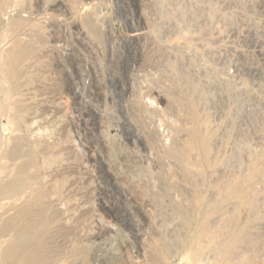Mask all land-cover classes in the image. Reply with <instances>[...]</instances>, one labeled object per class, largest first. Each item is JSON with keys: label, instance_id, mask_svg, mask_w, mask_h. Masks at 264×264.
Wrapping results in <instances>:
<instances>
[{"label": "rangeland", "instance_id": "374dc122", "mask_svg": "<svg viewBox=\"0 0 264 264\" xmlns=\"http://www.w3.org/2000/svg\"><path fill=\"white\" fill-rule=\"evenodd\" d=\"M0 76V182L6 149L35 156L42 264H264V0H0ZM149 128L155 163L136 152ZM192 129L209 137L198 175L163 151Z\"/></svg>", "mask_w": 264, "mask_h": 264}, {"label": "bare ground", "instance_id": "6f19581e", "mask_svg": "<svg viewBox=\"0 0 264 264\" xmlns=\"http://www.w3.org/2000/svg\"><path fill=\"white\" fill-rule=\"evenodd\" d=\"M73 25V24H72ZM80 31V30H78ZM82 33V31H81ZM116 33V31H115ZM112 29H107L105 30V36L107 38V42L109 41V45H112L113 41H115L117 39L118 36H116V34ZM78 34V33H77ZM84 34V33H83ZM82 34V35H83ZM81 35V34H80ZM79 35V36H80ZM118 35V34H117ZM121 35V34H119ZM138 35V34H137ZM136 34L132 33L131 35H129V39H133L138 41V37ZM140 35V34H139ZM98 36V35H97ZM121 37V36H120ZM125 37V36H123ZM84 38V37H83ZM126 38V37H125ZM77 39V38H75ZM124 39V38H122ZM86 40V39H85ZM90 40V39H89ZM119 40V38H118ZM125 40V39H124ZM127 40V39H126ZM76 41V40H75ZM132 42V40H130ZM81 42V41H79ZM95 42V41H94ZM125 42V41H124ZM136 42V41H134ZM139 42V41H138ZM76 43V42H75ZM78 43V42H77ZM83 43V42H82ZM112 43V44H111ZM126 43V42H125ZM80 44V43H79ZM84 44V43H83ZM93 44V43H91ZM95 44V43H94ZM108 44V43H107ZM132 44V43H131ZM96 45V44H95ZM160 45V44H159ZM136 46V44H135ZM139 46V45H138ZM98 47V46H97ZM111 47V46H110ZM109 47V48H110ZM134 47V45H133ZM28 48V46H27ZM85 48V47H84ZM20 49V48H19ZM26 49V48H25ZM77 49V48H76ZM112 49V48H111ZM136 49H139L138 47L135 48V54L136 55ZM142 49V48H140ZM100 50V49H99ZM114 50V49H113ZM130 50L131 49L130 47ZM15 51V50H14ZM101 51V50H100ZM106 51V50H105ZM111 51V50H110ZM133 51V53H134ZM150 51V50H149ZM124 52V51H123ZM121 52V53H123ZM132 52V51H131ZM113 53V52H112ZM126 53V52H125ZM130 53V52H128ZM132 53V55H133ZM138 53V52H137ZM28 55V53L26 52H20L17 53L16 56L17 57H23L24 55ZM77 54V53H76ZM81 55V54H80ZM87 55V54H86ZM114 55V54H113ZM119 55V54H118ZM117 55V56H118ZM170 56V55H169ZM136 57V56H135ZM28 58V57H27ZM26 58V59H27ZM117 58V57H116ZM119 58V56H118ZM124 58V57H123ZM9 59V58H7ZM24 59V57H23ZM82 59V58H80ZM80 59L78 60L80 62ZM88 59V58H87ZM110 59V58H109ZM76 60V58L74 59ZM112 60V59H111ZM114 60V59H113ZM118 60V59H117ZM125 60V58H124ZM21 61V60H20ZM7 62V61H5ZM116 62V59H115ZM118 62V61H117ZM116 62V63H117ZM74 63V61H73ZM72 63V64H73ZM82 63V62H81ZM125 63V62H124ZM11 65V63H8ZM19 64V63H17ZM75 64V63H74ZM9 65V66H10ZM16 65V64H15ZM13 67H16V66ZM21 65V64H20ZM118 64H116L117 67ZM78 66V65H77ZM115 66V63H114ZM173 66V65H172ZM13 67L12 68L13 70ZM120 67V66H119ZM9 68V67H8ZM21 68V67H20ZM80 68V67H79ZM7 68H5L4 70L6 71ZM111 69V68H110ZM116 69V68H115ZM11 70V69H8ZM7 70V71H8ZM15 70V69H14ZM113 70V69H112ZM118 70V69H117ZM16 71V70H15ZM119 71V70H118ZM118 71H116V73H118ZM14 72V71H13ZM7 73V72H6ZM108 73V72H107ZM184 74V73H183ZM10 75V73L8 74ZM11 76V75H10ZM13 76V74H12ZM16 76V75H15ZM106 76V75H105ZM111 76V75H110ZM1 77V76H0ZM20 77V76H19ZM105 78V77H104ZM119 78V77H118ZM124 78V77H123ZM113 79V78H112ZM192 79V78H191ZM5 80V79H4ZM107 80V78H106ZM115 80V79H114ZM126 80V79H125ZM124 80V81H125ZM104 81V80H103ZM111 83V82H110ZM116 82H114L115 84ZM123 84H125L124 87H121L120 89V93H124L126 94L127 92L130 93V95L133 97L134 96V100L136 102H134V104L138 105L139 108L142 106L141 101H143L144 99H150L153 101V99L151 98V93L152 91H147L144 92L147 95H140L139 93H136V91L134 90V87H128L126 85V82H124ZM122 84V85H123ZM189 84V83H188ZM119 85V84H118ZM74 86L76 87V85L74 84ZM79 86V84H78ZM116 86V85H115ZM77 88V87H76ZM102 88V87H101ZM3 90V89H2ZM141 90V89H140ZM139 90V91H140ZM151 90V89H150ZM101 91V90H100ZM107 92V91H106ZM111 92V91H110ZM141 93V92H140ZM74 94V93H73ZM100 94V93H99ZM98 94V95H99ZM120 94V95H122ZM115 95V94H114ZM112 100L114 99V96ZM170 96V95H169ZM205 98V97H204ZM79 100V99H78ZM77 100V102H78ZM115 100V99H114ZM113 100V101H114ZM129 100V99H128ZM157 100V99H156ZM193 100V98H192ZM172 101V100H171ZM177 101V100H176ZM154 102V101H153ZM192 102V101H191ZM198 102V101H197ZM79 103V102H78ZM78 103H76L78 105ZM84 103V102H83ZM106 103V102H105ZM74 104V105H76ZM133 104V103H132ZM89 105V104H88ZM118 105V104H117ZM121 105V104H119ZM134 105V106H135ZM146 105V104H145ZM102 106V105H101ZM123 106V105H121ZM144 106V105H143ZM181 106V105H180ZM93 107V106H92ZM124 107V106H123ZM120 107V117H118L117 119V127L118 129H120V131H123L124 133L126 132V125H128V121H127V111L125 110V107ZM146 107V106H145ZM190 107V106H189ZM76 108H78L76 106ZM205 108V107H204ZM83 109V108H82ZM143 109V108H142ZM145 109V108H144ZM143 109V110H144ZM196 109V108H195ZM78 110V109H77ZM141 110V109H140ZM6 111V110H5ZM82 111V110H81ZM115 111V110H114ZM8 112V111H7ZM10 112V111H9ZM8 112V113H9ZM6 113V112H5ZM7 113V114H8ZM94 112V109L86 107L80 114L83 117V120H88V118L90 117V115L92 116ZM175 114V112H174ZM95 116V114H94ZM93 116V118H94ZM195 118V114L193 115ZM91 119V117H90ZM81 121V120H80ZM174 121V120H173ZM17 122V121H16ZM88 122H85V125H87ZM165 124V126L167 127L168 124L167 123H163ZM95 126V125H94ZM97 129L100 131V127L97 124ZM169 127V126H168ZM197 128V127H196ZM91 129V128H90ZM174 130V128H173ZM172 131V129H171ZM190 136H188V139L186 140L185 143L180 144L177 142H174V140L172 139V143L169 146L168 149L163 150L166 155L167 158H170L171 160H176L177 162H179V164L182 166L181 169H183L186 174H190V172L193 170L195 172L198 173H202L204 170V161L209 160L208 158V154L206 152H203L202 150L206 149L209 146V137L205 134H202L201 132H199L197 129H192L190 130ZM85 132V131H84ZM102 132V130L100 131ZM138 133V132H137ZM84 134V133H83ZM85 134L87 135V133L85 132ZM90 135V134H89ZM140 135V134H139ZM93 136V135H92ZM104 136V135H103ZM101 136L99 137V139L97 141H99V144H103V147H105V140L104 137ZM148 137L150 138L145 141H140L139 139H137L140 143L137 144V150L136 152L142 154V157H144L146 160H150V162H154V152H153V142L155 143V147H162V139L160 138L158 132L154 129L149 128L148 130ZM155 138V139H154ZM93 140V139H92ZM134 140V139H133ZM167 140V139H166ZM94 141V140H93ZM90 141L89 143V148L93 147L94 142ZM148 141V142H147ZM96 142V141H95ZM149 143V144H148ZM96 144V143H95ZM98 144V143H97ZM151 145V147H150ZM101 146V145H99ZM164 146V145H163ZM98 147V146H97ZM24 148V147H23ZM22 148L21 145L19 144H15L13 146H11L10 148L6 149L4 151V156L8 159V160H13L15 162L14 164V173H12V175L10 174L9 177H7L5 180L3 178L5 177H1L3 180V182H0V204L2 203V201L4 202V200L8 201L11 200L12 202H10L8 205L10 207V209L8 211H4L3 215L0 216V235L6 234V233H13L14 236L11 240L10 243H8L5 247L0 249V264H14L16 261H21L23 264H42V258H43V254L40 252H36V251H31V249L33 247L36 246V244L39 242L40 238H41V233L42 231L45 230L46 226H47V220L45 219L43 212L45 211L44 208L38 207L37 210H35L34 213L31 212V208L33 206H35V204L42 199V197L45 194V190L43 188V186H41V184L37 181V176L35 175V173L30 172L29 169L33 166H35V156H31L30 154L26 153L27 151H24V149ZM134 148V147H133ZM159 148V150H160ZM101 149V148H99ZM104 149V148H103ZM27 150V149H26ZM98 150V149H97ZM162 150V149H161ZM201 150V151H200ZM28 152H30L28 150ZM100 152H102V149L100 150ZM193 152H197V156L194 154H192ZM100 154V153H99ZM207 154V155H206ZM102 155V154H101ZM95 156V155H94ZM90 157V156H89ZM98 160V159H97ZM102 162V161H101ZM100 162V163H101ZM155 163V162H154ZM13 164V163H12ZM8 165V164H6ZM153 165V164H152ZM9 166V165H8ZM7 166V167H8ZM102 169L105 172L106 175H110L111 174V166L109 164V162H103L101 163V171ZM192 169V170H191ZM12 170V171H13ZM11 172V171H10ZM194 173V172H193ZM1 174V173H0ZM5 174V173H4ZM7 174V173H6ZM112 175V174H111ZM196 175V176H197ZM200 175V174H199ZM3 176V175H2ZM5 176V175H4ZM8 176V175H7ZM192 176V175H191ZM190 177V176H189ZM195 177V175H194ZM188 178V177H187ZM198 181V180H197ZM36 182V187H34L32 189L31 194L29 193V195L27 196L28 198H25V202H15L16 199L15 198H19L22 194H24L26 192V190L28 188H31L33 183ZM232 187V186H231ZM29 192V191H28ZM197 192V190H196ZM25 197V196H24ZM197 197L199 198L200 196L197 195ZM20 199V198H19ZM15 200V201H13ZM9 202V201H8ZM2 207H0V210ZM186 208H182L180 210L181 216H183L184 219L188 220L187 217V211H189L187 209V211L185 210ZM13 211L12 213H9V211ZM178 211V210H177ZM189 213V212H188ZM1 214V213H0ZM9 214V215H7ZM189 215V214H188ZM5 216V217H4ZM191 217V216H190ZM28 219V221H26ZM52 260V259H51ZM100 262V261H99ZM103 262V261H102ZM105 263V262H104ZM101 264V263H100Z\"/></svg>", "mask_w": 264, "mask_h": 264}]
</instances>
